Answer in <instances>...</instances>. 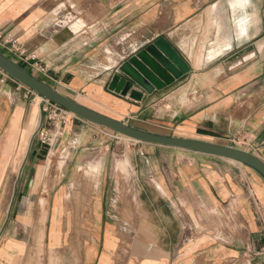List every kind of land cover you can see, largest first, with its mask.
<instances>
[{
	"label": "crops",
	"instance_id": "obj_1",
	"mask_svg": "<svg viewBox=\"0 0 264 264\" xmlns=\"http://www.w3.org/2000/svg\"><path fill=\"white\" fill-rule=\"evenodd\" d=\"M0 32L46 71L1 53L97 113L264 162V0H0ZM160 38L188 73L161 91L134 85L140 101L110 91L122 64ZM56 125L38 97L0 83V264H264L253 170L77 117L58 136ZM38 207L48 208L42 245L26 223Z\"/></svg>",
	"mask_w": 264,
	"mask_h": 264
},
{
	"label": "water",
	"instance_id": "obj_2",
	"mask_svg": "<svg viewBox=\"0 0 264 264\" xmlns=\"http://www.w3.org/2000/svg\"><path fill=\"white\" fill-rule=\"evenodd\" d=\"M0 69L43 100L58 105L85 122L133 141L231 160L253 170L264 184V162L249 152L218 143L151 133L97 113L54 90L1 52ZM186 73L188 67L185 62L163 38H160L122 64L119 74L113 76L108 89L122 97L128 95L130 99L140 101L142 94L133 90L134 85L147 93L161 91ZM120 74L126 78H122Z\"/></svg>",
	"mask_w": 264,
	"mask_h": 264
},
{
	"label": "built area",
	"instance_id": "obj_3",
	"mask_svg": "<svg viewBox=\"0 0 264 264\" xmlns=\"http://www.w3.org/2000/svg\"><path fill=\"white\" fill-rule=\"evenodd\" d=\"M0 46L4 49H6L9 53L12 55H15L17 58L26 61L31 62L32 66L40 73H45L46 66H43L40 64V62H37L34 60V58H31L30 56H27L25 54V51L23 50L20 43L12 38L10 35H4L0 32ZM12 81L15 82L17 85L21 86L22 88L26 89L30 94L38 97L41 102V111L43 114L46 115V120L49 122L50 127H54L53 124L55 123H62L65 120V117L67 114H69L68 111L65 109L59 107L58 105L43 100L39 95L34 93L33 91L29 90L28 88L24 87L17 81H15L13 78H11L8 74H6L4 71L0 69V83H4L5 81ZM71 114V113H70ZM72 115V114H71ZM75 117V116H73ZM37 138L41 144H49L51 141V137L48 135L47 131L44 128H40L37 132Z\"/></svg>",
	"mask_w": 264,
	"mask_h": 264
},
{
	"label": "rangeland",
	"instance_id": "obj_4",
	"mask_svg": "<svg viewBox=\"0 0 264 264\" xmlns=\"http://www.w3.org/2000/svg\"><path fill=\"white\" fill-rule=\"evenodd\" d=\"M74 115H71L70 113L66 115L65 117V120H67V118H73ZM64 120V121H65ZM64 121L62 122V124H59L58 122L56 123V129L54 131L55 135L58 136L60 134V132L62 131V128H63V123ZM98 127V126H97ZM101 128V127H99ZM101 130H103L104 132L108 133V134H113V135H117L116 133L108 130V129H105V128H101ZM120 136V135H119ZM124 138V137H123ZM29 208H26L25 209V213L28 215H30L28 222H26L29 226L31 225V228L33 230L37 229V241H38V245H42L43 243V236L46 232V229L48 227V222H46L45 220V216H46V211H48V208H43V207H38V208H31V212L32 214H30L29 212ZM22 230L24 231V227L22 226ZM22 231V234H21V238L23 237H27V234H28V230L25 232V234L23 233Z\"/></svg>",
	"mask_w": 264,
	"mask_h": 264
}]
</instances>
